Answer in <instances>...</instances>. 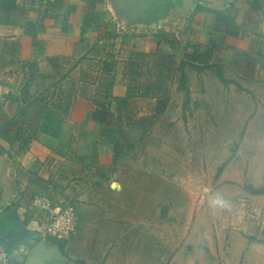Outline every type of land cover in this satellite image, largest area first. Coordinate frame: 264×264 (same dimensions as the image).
<instances>
[{
	"label": "crops",
	"instance_id": "obj_1",
	"mask_svg": "<svg viewBox=\"0 0 264 264\" xmlns=\"http://www.w3.org/2000/svg\"><path fill=\"white\" fill-rule=\"evenodd\" d=\"M13 1L11 10L0 4V244L10 264H91L105 223H125L131 230L100 263L139 264L135 229L164 205L167 221L148 235L152 244L141 264L158 248L168 254V264H264V194L221 199L215 213L187 189L135 168L110 184L93 185L86 177L73 182L68 175L75 162L94 161L105 171L114 163L113 145L102 141L104 122L93 118L99 108L92 97L77 108V94L88 89L80 81L104 79L106 63L112 64L109 77H115L118 65L133 54L152 62L164 57L178 69L186 62L184 69L199 76L221 64L227 78L264 81V0ZM109 37L114 40L107 46L128 57L107 56L111 51L101 45L104 56L90 57V67L75 64ZM209 48L208 66L190 64L195 52ZM92 70L96 75L90 77ZM97 87L88 91L95 95ZM62 92L73 95L59 140L70 143L65 159L39 128L45 100ZM127 93L125 82L116 80L112 94ZM72 126L74 133L65 135ZM53 182L67 188L55 203H71L78 215L77 232L61 247L43 236L45 214L33 208L35 197L46 195ZM126 243L130 251L119 257Z\"/></svg>",
	"mask_w": 264,
	"mask_h": 264
},
{
	"label": "rangeland",
	"instance_id": "obj_2",
	"mask_svg": "<svg viewBox=\"0 0 264 264\" xmlns=\"http://www.w3.org/2000/svg\"><path fill=\"white\" fill-rule=\"evenodd\" d=\"M105 40L95 42L90 47L89 57L84 58L86 61L80 59L75 64L90 67L93 64L90 61L93 58L90 57H96L98 60L99 55L104 56L100 53L101 45L107 46L111 43L110 40L114 39L109 37ZM107 48L111 51L107 56L128 57L125 53L123 57L120 53L117 54L115 46ZM133 59L139 67L141 66V75L133 78V83L130 84V90L135 95L132 102L134 110L139 112L136 117L145 121L138 127L123 129L120 134L116 132L125 145L116 166L113 165L110 170L105 171L94 161H83L84 164L75 162L77 168L68 172V175L70 172L72 174L71 181H82L86 177L93 185L110 184L114 177L117 181L119 178H127L130 168H135L147 175L169 179L176 186L187 189L202 200L203 208H211L210 211L215 213L219 211L221 199L243 197L245 192L263 191L264 81L257 80L249 84L245 83L244 79L227 78L221 64L207 69L210 74L205 75L204 72L200 76L192 73L190 67H186L183 72L187 78L183 81L182 71L173 64L152 62L150 58ZM121 63L116 68L118 74L115 78L125 82L128 88L131 78L123 76V73H128L127 64L129 66L130 61ZM219 71L229 81L228 84L220 81ZM88 74L90 77L96 75L93 70ZM98 80L88 78L80 81V86L93 89L98 86ZM149 85H152L153 93L160 88L162 97L168 100V107L160 116L155 115L156 98L151 94L142 96L143 89ZM88 89H82L77 94L76 103L80 101L77 108L89 102V95L92 99L95 96ZM53 101L52 96L46 99L48 104ZM76 110L74 112L77 115L79 111ZM109 118L113 124L115 117ZM64 119L66 120L64 117L54 119L48 116L44 125L46 130L42 129V133L49 138V144H58L57 149L65 159L70 143L59 141L64 134ZM57 127L61 131H55ZM75 129V126L70 127L65 131V135L68 131L70 135L73 134ZM220 168L222 172L218 173ZM253 187H257V190H253ZM66 189L62 184L53 182L46 187L45 192L56 202L55 198ZM164 207L167 206L160 207L159 216L156 214L157 216L150 217L135 229L139 233V264L142 262V252L146 250L148 241L152 244L148 235L152 234L153 227H161L167 221L164 220ZM130 228L125 223L102 225L90 263L106 260L114 242L125 236ZM123 246L125 253H119V257H125L130 251L127 243ZM162 251V248H158L159 253L150 256L145 264H168V254ZM161 255L165 256L164 259Z\"/></svg>",
	"mask_w": 264,
	"mask_h": 264
},
{
	"label": "trees",
	"instance_id": "obj_3",
	"mask_svg": "<svg viewBox=\"0 0 264 264\" xmlns=\"http://www.w3.org/2000/svg\"><path fill=\"white\" fill-rule=\"evenodd\" d=\"M0 4L5 9L11 10L14 8V1L13 0H0ZM212 49L209 48V50H206L205 53L202 55H199L197 52H195L192 55V60L190 64H196L203 66H208L210 63V56H211ZM133 57H136L138 59L145 58L142 54H133L130 59V64L128 66V73L125 74V77L131 78L128 85V93L124 97H116L112 94V88L114 84L116 83L115 77H109V73L111 72L112 64L106 63L102 67L104 73H106L108 76H106L104 79H101L98 81V87L96 89L95 96L92 99V103L96 105L99 110L96 111L93 114L94 119H98L102 122H104L103 130H102V141L107 144H112L114 147V163L113 165L116 166L118 161L121 158V152L123 151L125 145L124 143L117 137V129L121 128H135L139 125H142V122L145 121L143 118H137L136 115L139 114L138 111L134 110L132 99L135 98L134 93L132 94V90H130V84L133 83V78H135L138 75H141L139 72V67L136 62L134 61ZM161 64H172V62L167 61L166 58L161 57V59L158 61ZM186 62H183L181 64L180 70L182 71L181 79L184 81L186 80V75L183 72L184 67L186 66ZM88 75V74H85ZM89 76V75H88ZM219 79L222 83L228 84L229 81H227L222 72L219 71ZM132 81V82H131ZM144 92L142 93V96H151L155 99V115L160 116L165 113L167 107H168V100L163 98L161 95V89L158 88L156 93L151 92L152 91V85L147 86L145 89H143ZM155 91V90H154ZM153 93V94H152ZM65 93H59L56 100H54L51 103H45V108L42 114V121L40 125V130L42 132V129H45V122L48 120V116H52L54 119H59V117L62 119V117H67L70 103L72 102V94L64 96ZM45 100V99H44ZM43 101V100H42ZM46 101V100H45ZM112 105L115 106V113H112L111 108ZM115 117V122L112 124L111 121H109V117ZM58 128V127H57ZM60 130V128L55 129V131ZM61 131V130H60ZM222 172V168L219 169L218 173ZM257 194H264V190L261 192L255 191ZM55 243L60 244L62 241L54 240ZM61 247V244H60ZM74 264H89L86 261L78 260L75 261ZM91 264H103V263H91Z\"/></svg>",
	"mask_w": 264,
	"mask_h": 264
},
{
	"label": "built area",
	"instance_id": "obj_4",
	"mask_svg": "<svg viewBox=\"0 0 264 264\" xmlns=\"http://www.w3.org/2000/svg\"><path fill=\"white\" fill-rule=\"evenodd\" d=\"M33 208L45 214L46 221L42 233L45 238L68 240L77 232L78 215L71 203H55L48 195H38ZM0 264H10L7 249L0 244Z\"/></svg>",
	"mask_w": 264,
	"mask_h": 264
},
{
	"label": "clouds",
	"instance_id": "obj_5",
	"mask_svg": "<svg viewBox=\"0 0 264 264\" xmlns=\"http://www.w3.org/2000/svg\"><path fill=\"white\" fill-rule=\"evenodd\" d=\"M218 203H219V201H218Z\"/></svg>",
	"mask_w": 264,
	"mask_h": 264
}]
</instances>
